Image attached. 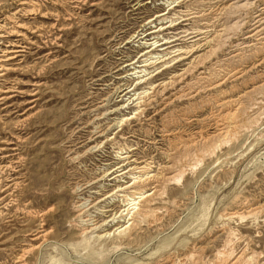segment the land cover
<instances>
[{"label": "rangeland", "instance_id": "374dc122", "mask_svg": "<svg viewBox=\"0 0 264 264\" xmlns=\"http://www.w3.org/2000/svg\"><path fill=\"white\" fill-rule=\"evenodd\" d=\"M15 2L0 0V22L7 12L12 13L16 8ZM91 4L95 5L91 7ZM41 5L52 10L47 0H42ZM165 10L162 0H88L80 11H74L77 15L73 17L61 13L57 18L32 19L34 23L41 21L46 25L57 22L60 32L53 33L59 38V47L51 48L53 54L48 61L43 59L48 52L46 49H32L29 55L34 54L22 64L23 71L8 76L21 94L14 93L15 98L7 103L14 104L10 110L12 115L0 113V143L11 142L9 147L16 145L17 149L12 159L15 173H10L17 186L14 197L3 203L7 206L0 215V264H14L23 250H28L24 264H161L164 257L176 261L187 257L195 248L203 249L201 262L208 264L214 261L216 251L233 238L220 219L230 210L231 200L245 198L252 207L263 204L264 91L259 100L262 114L258 123L240 130L237 141L216 143L219 147L214 153L205 154L202 162L186 170L179 185H169L164 195L154 198L151 209L159 220L137 221L131 236L89 241L76 236L79 219L74 206L77 202L90 198L96 204L117 187L107 173L121 165L116 155L118 146L136 149L134 159L144 161L156 171L159 165H164L160 152L168 149V145L164 142L156 146L147 144L144 131L156 136L161 129L160 119L166 113L187 108L189 104L176 103L149 123H116L134 110V104L127 99L129 94L122 97L135 87L134 79L128 76L129 67L125 66L145 50L139 42L126 43L137 32L150 31L154 24L147 25V21ZM20 19L22 23L27 21ZM9 27L7 24L6 28ZM39 46L44 48L41 43ZM227 52L229 49L223 50L217 58L222 59V54ZM215 61V58L210 60L195 75L205 72ZM180 69L164 72L151 83L165 80ZM33 83L40 85L38 101L33 109L26 111L30 105L24 103L32 99L27 94L33 90L30 86ZM142 88L146 85L136 86L134 90ZM201 98L191 103L196 104ZM4 105L6 103L0 109ZM152 114L148 111L147 117ZM209 114V108L205 107L196 116ZM208 129L212 131L209 127L201 129L193 122L184 130L194 134ZM96 145L97 150H90ZM4 146L0 144V149ZM6 154L1 152L0 157ZM183 159V168L194 164L190 158ZM4 187V183L0 184V197ZM117 201L108 198L98 206L107 204L118 212L122 207ZM37 211L45 212L40 220L47 235L32 242L34 234L40 230L33 219ZM92 212L89 210L83 216ZM239 223L229 224L245 239L235 243L236 253L241 252L246 242L251 251L264 252V214L256 222L247 219ZM113 228L115 226L110 224L104 230ZM183 261L190 264L189 259Z\"/></svg>", "mask_w": 264, "mask_h": 264}, {"label": "bare ground", "instance_id": "6f19581e", "mask_svg": "<svg viewBox=\"0 0 264 264\" xmlns=\"http://www.w3.org/2000/svg\"><path fill=\"white\" fill-rule=\"evenodd\" d=\"M41 1L16 0L13 3L16 8L12 13L7 12L4 21L0 22V106L6 103L0 113L7 112L8 116L13 114L10 110L14 104L7 103L15 98L14 93L21 94L15 86V81H10L8 76L23 71L22 64L28 56L34 54L29 55L32 49H46L48 52L43 55V59L48 61L53 54L51 48L59 47V38L53 33L60 32L57 22L46 25L41 21L34 23L32 19L45 20L51 16L57 18L61 13L73 17L77 15L75 10L80 11L88 3V0H47L52 6L51 10L42 6ZM162 5L166 10L156 14L146 23L154 24L152 29L145 33L137 32L126 43L139 42L145 50L136 60L125 66L129 67L128 76L134 79L135 87L122 97L129 94L127 99L131 105L134 104V110L130 116L121 118L116 123H149L155 121L163 110L176 103L186 101L189 104L187 108L166 113L160 119L161 129L156 136L146 129L144 131L147 144L156 146L164 142L168 145V149L160 152L164 165H159L156 171H152L150 165L144 164V161L138 162L134 159L133 152L136 149L127 150L125 146H118L116 155L121 165L107 173V176H112L110 180L116 183L117 187L106 199L116 198L122 209L114 212L107 204L98 206L106 199L99 200L96 204H93L90 198L77 202V206H74L79 219L76 236L82 241L119 238L125 234L131 236L137 221L159 220L151 209L154 198L164 195L169 185H179L186 170L202 162L205 154L214 153L219 147L215 146L216 143L221 145L231 140L237 141L240 130L250 129V125L258 123L257 120L262 114L259 100L264 91V0H162ZM20 18L27 21L22 23ZM7 24L10 25L9 28H6ZM39 43L44 48L40 47ZM226 49H229V52L222 54V59H218V53ZM213 58L216 61L210 64L205 72L195 75L198 69L203 70L204 65ZM177 67H181L177 73L172 72L165 80L151 83L156 76ZM140 85H146V88L135 91L136 86ZM30 86L33 90L27 96L32 99L24 103L30 105L26 111L33 109L38 101L37 87L40 85L33 83ZM197 97L202 98L198 103L192 104L191 101ZM205 107L209 108V116H196ZM254 110L256 111L253 112ZM148 111L153 113L151 117H147ZM191 117L196 119L190 120ZM193 122L201 126V129L209 127L212 131L208 129L194 134L186 133L184 129L190 128ZM0 144L8 147L0 149V153H7L0 157V184L4 183L5 186L2 190L3 196L0 197L1 215L7 206L3 203L6 199L14 197L17 186L14 175L10 174L15 173V163L12 159L17 149L16 145L9 147L11 142L3 141ZM98 147L96 145L90 150H97ZM182 158H190L194 164H186L183 168L185 162L182 163ZM249 204L245 198L234 197L230 210L220 216L222 226H227L228 229L223 227L222 231H229L233 238L228 239L225 245L216 251L214 261L208 264H264V252L251 251L248 242L240 253H236L234 247L235 243L245 239L240 233L236 234L229 224L242 223L247 219L256 222L259 216L264 214V202L257 207ZM89 210L93 212L83 216ZM44 214L45 212H38L33 216L34 222H38L37 230H40L35 231L32 242L42 240L47 235L42 230L40 220ZM110 224L115 228L112 231L104 230ZM202 251V248H195L187 257L176 261L169 256L164 257L161 264H184L183 260L186 259L190 260V264H205L201 262ZM27 252L28 250H23L14 264H24V255Z\"/></svg>", "mask_w": 264, "mask_h": 264}]
</instances>
